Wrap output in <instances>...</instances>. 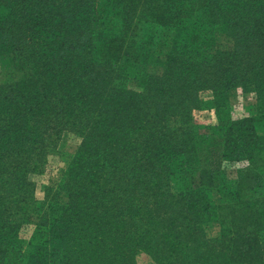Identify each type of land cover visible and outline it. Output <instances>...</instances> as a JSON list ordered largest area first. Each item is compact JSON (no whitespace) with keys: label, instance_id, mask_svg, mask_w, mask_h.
<instances>
[{"label":"trees","instance_id":"1","mask_svg":"<svg viewBox=\"0 0 264 264\" xmlns=\"http://www.w3.org/2000/svg\"><path fill=\"white\" fill-rule=\"evenodd\" d=\"M152 24L175 29L162 74ZM239 89L255 114L233 116ZM205 91L217 121L200 133ZM70 133L81 143L40 199L31 176ZM142 254L264 264V0H0V264Z\"/></svg>","mask_w":264,"mask_h":264},{"label":"rangeland","instance_id":"2","mask_svg":"<svg viewBox=\"0 0 264 264\" xmlns=\"http://www.w3.org/2000/svg\"><path fill=\"white\" fill-rule=\"evenodd\" d=\"M105 0H99L102 4ZM144 28L148 29L147 34L151 36L150 47L152 49V59L148 67V71L155 74H162L164 71V65L168 54L171 52V48L175 39V29L170 27L161 26L158 24L144 25ZM233 45L232 40L225 34L219 33L216 37V43L214 48L229 49ZM131 86L137 87L138 81L135 78L131 79ZM212 94L210 91L202 93L204 105L201 109H198L194 113V123L198 132L203 133L206 130V126L209 123H215L217 118L212 108L211 102ZM229 103L232 107V113L235 118L250 116L258 110V98L255 92L243 91L242 89L236 90L230 96ZM81 143V138L75 133L67 135L64 144L61 146L60 152L52 153L49 156V164L47 169L40 173L32 175V180L37 184V196L42 199L43 187L46 184L56 182L61 177L62 170L66 167L67 161L71 155H73L78 149ZM236 171L231 168L227 171L228 178L234 182L236 180ZM213 198L216 202L221 200V196L214 192ZM207 233L210 237H216L220 234L221 225L219 221H210L205 225ZM139 264H152L149 255L142 254L138 258Z\"/></svg>","mask_w":264,"mask_h":264}]
</instances>
